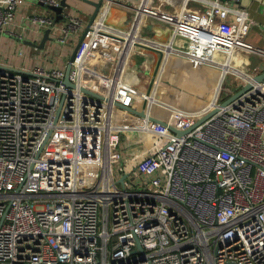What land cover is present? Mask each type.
Returning a JSON list of instances; mask_svg holds the SVG:
<instances>
[{
	"label": "built area",
	"instance_id": "obj_1",
	"mask_svg": "<svg viewBox=\"0 0 264 264\" xmlns=\"http://www.w3.org/2000/svg\"><path fill=\"white\" fill-rule=\"evenodd\" d=\"M24 2L0 0V34ZM240 2L104 0L71 61L74 86L66 68H13L0 48V264H264V81L233 57L255 49ZM114 4L129 9L127 27L108 22ZM54 18L32 15L45 27ZM153 20L165 39L144 30ZM86 26L68 15L56 40ZM147 45L163 52L150 90L159 52ZM148 50L149 83L134 84L133 55ZM229 73L253 85L224 103ZM128 131L144 141L130 154L120 149Z\"/></svg>",
	"mask_w": 264,
	"mask_h": 264
},
{
	"label": "crops",
	"instance_id": "obj_2",
	"mask_svg": "<svg viewBox=\"0 0 264 264\" xmlns=\"http://www.w3.org/2000/svg\"><path fill=\"white\" fill-rule=\"evenodd\" d=\"M68 1L72 6L65 7L64 9L67 16H80L85 24H88L91 14L94 11V5L84 0ZM195 3L198 4V2ZM240 4L248 10L252 19V24L246 36V40L252 44L255 49L252 51L238 49L236 53L240 59L238 61L236 60V63L241 69L256 74L264 70V0H241ZM79 10L86 13L88 15L87 18L81 16ZM35 13H47L55 16V12L52 9L39 1L25 0V2L18 8L14 21L7 26V30L0 34L1 60L11 65L13 68H29L34 64H43L48 67L59 66L67 69L68 64L71 61V53L81 36V31L83 30L80 29L72 33L70 39L65 43L58 40H48L45 47L40 48L37 45L26 41L31 40L33 42H40L44 34L45 26L38 22H34L32 19V15ZM129 17L130 11L128 8L114 4L108 11L107 20L116 26L125 28L128 25L127 22ZM150 22L154 23L157 35H153L152 32L150 33L156 38L162 40L165 39L162 38L163 34L161 35L160 32L161 30L162 32L168 31V27L160 26L159 22L155 20ZM63 24L64 21L59 22L57 27L52 31L55 37H58ZM102 26L108 31L112 29V25L109 23H103ZM55 44L59 46L58 49L56 47L57 50L55 49ZM54 50L58 53L54 54ZM146 53L147 56L140 53L133 55L131 61V67L133 70L128 72L127 79L134 84L142 86L144 84L146 86L149 83L148 74L150 75L152 73V66L157 54L151 50H148ZM136 68L140 70L138 71V74L135 73ZM111 69V62L108 58L99 62V70L103 74L111 72ZM171 73L172 74H169L173 76L176 84L182 82L183 77L181 75H183V73L180 70H172ZM237 80L238 78L232 75V89L230 90L232 93L242 87ZM186 82L187 86H190V88L193 89L197 82V77L190 75L187 77ZM99 84V91H102L105 85L103 83ZM202 92L204 93L203 90ZM189 95L190 94H187L183 97V104L185 106L193 107V105H191L192 103H190ZM174 96L175 93H172L171 97Z\"/></svg>",
	"mask_w": 264,
	"mask_h": 264
},
{
	"label": "water",
	"instance_id": "obj_3",
	"mask_svg": "<svg viewBox=\"0 0 264 264\" xmlns=\"http://www.w3.org/2000/svg\"><path fill=\"white\" fill-rule=\"evenodd\" d=\"M84 1L89 2L90 4L94 5V11L92 12L90 20H89L87 26L85 27L83 33L81 34L76 46L74 47V49H73V51L71 53V57H70L71 61L75 58L76 53H77V51H78V49H79L80 45L82 44V41H83V39L85 37V33H86L87 29L90 27L91 23L93 22V20L97 16L100 8L102 7V5L104 3V0H84ZM39 2L44 4V5H46V6H48L50 9L54 10L55 11V18H54V21L49 26L44 28V34H43V37H42L40 42H33L31 40H26V41L28 43L37 45L40 48H43V47H45L46 42L48 40H56V37L52 36L53 26L55 24L61 22V21L63 22V21H66L68 19V16L65 13L64 9H65V7H70L71 3L68 0H61L59 5L49 4V3H46V2H43V1H39ZM144 30L148 31V32H152L153 35H157V30L155 28L154 23H152V22L146 23L144 25ZM146 47H148V48H150L152 50H156V51L159 52V57H158V60H157L156 68H155V71H154V75L152 76V80H151V83L149 84V88H148V90H150L151 86L153 84V81H154V77H155V75L158 72L159 66L161 65V62H162V59H163V52H162V50H160V49H158L156 47H153V46L147 45ZM71 61L68 64V67L66 69L67 73H66L65 82L68 85H70V86H74V83L69 79V72H70L71 66H72ZM254 79L257 80V81H264V70H262L261 72L256 73L254 75ZM252 85H253L252 81H247L241 88H239L230 97H228L226 100H224V103L230 102L231 100L236 98L238 95H240L241 93H243L244 91H246L247 89L252 87ZM97 94L101 95L99 93H97ZM119 104L122 105V103H119ZM126 107L129 108L133 112H136V113H139V114H142V115L145 114L144 111L137 110V109L133 108L132 106H126ZM211 114H212L211 112L209 114H207L203 119L199 120L198 123L203 121L204 119H206ZM119 118H122V116H120ZM123 119L126 120V121H129V118H123ZM153 119H155V118L153 117ZM171 127L175 131H177L179 134H182L186 130H188V129L180 130V129H177V128L173 127V126H171ZM222 264H237V263L236 262H225V263H222Z\"/></svg>",
	"mask_w": 264,
	"mask_h": 264
},
{
	"label": "rangeland",
	"instance_id": "obj_4",
	"mask_svg": "<svg viewBox=\"0 0 264 264\" xmlns=\"http://www.w3.org/2000/svg\"><path fill=\"white\" fill-rule=\"evenodd\" d=\"M70 6H72V5H70ZM79 11L81 12L80 13L81 16H84V17L87 18L88 15L86 13L82 12L81 10H79ZM160 26L163 27L165 25L163 23V24H160ZM82 30L84 31V29H82ZM83 31H81V34L83 33ZM52 36H55V35L52 33ZM56 47H57V49L59 48V46L55 44V49H56ZM56 50H54V54H57L58 53ZM113 57L114 56L111 55V54H109V55L106 56V58H108V60H110V62H111V60H112ZM177 60L180 61L179 59H174L172 57L171 58L172 64L175 65L173 63V61L176 62V63H178ZM153 67H154V65H153ZM166 76H169L171 78L173 77L169 73H167ZM231 78H232V74H230V73L225 76V79H224V83H225L224 84V88L227 89V90H231L232 89ZM136 121H140V116H138V118H136ZM139 137H141V134L139 132H137V131H128L127 133H123L122 134V140H121V146H120L121 151L123 153L127 152L128 154H130L131 152L138 150V148H140L143 145V143H144V141H139L138 140ZM129 138H131V141L130 142L128 141Z\"/></svg>",
	"mask_w": 264,
	"mask_h": 264
},
{
	"label": "bare ground",
	"instance_id": "obj_5",
	"mask_svg": "<svg viewBox=\"0 0 264 264\" xmlns=\"http://www.w3.org/2000/svg\"><path fill=\"white\" fill-rule=\"evenodd\" d=\"M118 27V26H117ZM116 26H113L112 25V29L110 30V32L112 31H116V32H121L120 31V29H118ZM136 51V50H135ZM134 50H132L131 48H129L128 50H126V53H125V55L122 57V60L124 61L123 62V64H125V60H126V58L128 57V55L130 54V53H132V52H135ZM233 57H234V59L235 60H239L240 59V57L237 55V53H235L234 55H233ZM124 67H126L125 65H124ZM164 67L165 68H168L169 70H170V66H166V64L164 65ZM241 73L243 74V75H245L246 76V74H244L245 72L244 71H241ZM188 104V103H187Z\"/></svg>",
	"mask_w": 264,
	"mask_h": 264
}]
</instances>
